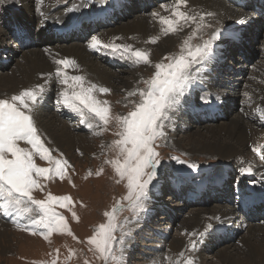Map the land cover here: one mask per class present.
<instances>
[{
    "label": "rangeland",
    "instance_id": "1",
    "mask_svg": "<svg viewBox=\"0 0 264 264\" xmlns=\"http://www.w3.org/2000/svg\"><path fill=\"white\" fill-rule=\"evenodd\" d=\"M0 1L3 2L4 6L8 4L7 2H10V0ZM54 1L56 4L60 0ZM182 3L178 4V6L180 5L179 8H182ZM171 4H175L177 8V0H169L155 6L154 9L152 8L143 13L139 12V14L140 16L144 14L146 16H151L154 18L160 14L159 8L164 5V9L162 8L161 13L165 15L167 14L168 17H176L177 9L169 7ZM0 7H2V3H0ZM154 13L156 14V16L153 15ZM130 15L128 18L124 19L121 22H115L108 29V31L116 32L118 30L117 27L131 22L135 19V16H137ZM208 19H212L211 15L208 17ZM148 23H150V19ZM157 24L160 25L158 27L157 37L159 38L162 34L163 36H165V39L169 37V40H173V37H175L177 40L175 48L172 46V48L169 49L167 48V46H165L163 48V53H161L160 50H157L156 47H153L151 50L149 47L145 48V44L142 47H134L133 45H129L128 43L131 49H139L140 51L147 54L148 61L152 60V62L148 64L149 68H147V64H145L143 60L137 61L136 58L131 55L132 52L128 50L126 51V55L130 53V55H128L127 57L128 59L132 60L131 67L128 65L124 68H112V66H110L107 62L103 63L101 59L99 60L101 67H106L105 69L112 71L113 75L111 74V77L109 78L110 80L104 83V86H102L100 82L98 84L94 82V85L97 84L95 87L100 88L93 90L91 92V95L98 102H100L101 107L108 108L109 111L107 114V124H104L95 116V114L89 112L88 110L85 111V109H83L84 115L86 117H90L92 121V126L89 129H84L79 126V120H76V117L78 116L71 117L68 114H64L58 120H52L50 117H47L49 120L46 118L45 121L41 120L43 119L44 115H42V117L40 116L39 122L47 123L49 121L47 124H51L53 126L56 125L57 128H59L60 133H62L63 131L66 133L72 132L73 135L81 136L83 138H81V141L88 139L87 143L84 144L86 145L87 149H89H84V144H80L78 145V147L76 145L73 147H62L55 145V143H50L49 146V140L46 139V133L43 135V137H41L42 142L45 141V147L50 150V154L52 156L56 154L57 159L66 160L67 165L64 167V173L62 177L56 175L35 177L40 187H34L31 191V195L33 199L41 201L46 200L49 196L55 198L65 196L68 197V200L63 202H57L55 200L52 201V207L54 211L64 218V223L67 225V229H60L58 231L53 230L49 232L39 223H37V226H33L22 221L21 219L12 218L10 216L11 214H9L8 216H4V214L2 213L3 211L0 208V264H160L155 260V254L157 253H160V257L157 259H161L163 261L161 262V264H184V261L186 260H190L191 264H251L248 260L244 259L246 257V254L245 256H242L240 254L241 256L238 257L236 261L232 260L231 262H223L220 260L218 251L219 249H221L235 253L238 250L236 249V251L233 252L234 246L237 248L235 242H237L238 240L244 242V237L246 238V236L248 235L247 229L254 230L255 227L264 228V223H253L246 221L247 224L244 223L245 229H243V231H246H239L236 234L237 236L234 234L233 236L229 237L227 242H225L222 238L223 236H226L225 233H217L216 238L219 241V244L217 245L212 239H207L206 235L202 236V234H211V230L213 229V226L210 224L205 226V219L204 221H202L203 224L201 226H197L194 231L188 229L186 230L185 224H187L190 219H193V217L195 216V212H199L200 216H211L218 208V206H227V208L229 209H232L233 206L230 203L225 202L222 204H210L209 206H207L208 208L199 205L186 207L188 208V210H186V208L184 209V207L178 206V203L172 204L171 201L168 200V192H164L170 186L173 187L174 183L177 184L178 182H188L187 178L195 179V181L207 180L214 182V180L220 177L221 173L223 172H226L227 174V176L223 179H229L252 174L256 172L260 167H264L263 156L259 159L256 156V152H248V149L246 148H244L245 150L243 149L242 152L239 151L240 153L238 152V154L233 158H230V160L219 158L221 155L217 152H201L197 154V151L202 150L203 146L206 147L207 144H200L197 143L196 140H192L190 137H186L187 134L185 133L187 130L180 127L179 124L178 126L176 125L177 117H175L174 115L177 111L176 106L178 104H181L184 100V97L181 96V93H177L172 106L165 109L166 115L160 121V126L158 128V132L160 133V135H158L152 145L154 151L158 154L157 158L159 159L160 163L157 165L155 176L148 185L145 197L148 198L149 196H152V193H154L155 191L164 189V191H162L164 194L162 195L161 204L158 206V208L161 209L160 211H157L158 209L154 210L153 214L148 217L150 220L148 218L144 219L143 226L141 225L140 227L141 230L144 229V232L142 234L137 230L134 231L135 223L134 220L131 219L140 213H144L146 215L147 209L145 208L147 204H145L146 199H144L143 197L140 201L125 199V197L128 195L127 180L126 178L121 177L115 171L113 162L123 163V156L119 148L115 144V141L121 139V137L118 135V133L122 131L121 118L126 117L128 113L133 111L141 102L142 97L140 95V92L141 90L147 88V84L145 82L150 81L153 77L156 71L155 65L157 63L167 65L168 63L174 62L175 58H177L181 54H185V52H183V49L180 48V39L178 38V36L176 34L169 33V31H166L164 34L160 30V28H162V25L158 22ZM179 24L177 23V27H179ZM186 24L187 23H184V25L181 24L180 26H185V31L189 32ZM255 28L256 26L254 28H248V31H256ZM200 30L199 32L201 33L202 31L203 33L202 38L199 39L198 36H194L193 39L190 40V47L193 46L195 42L197 43L196 45H199L198 42L200 40L201 44L205 41H208L210 35L208 34L209 31H205L204 29L201 31ZM100 31L101 30L95 32L96 37L99 35L98 33ZM251 34L252 33H250L249 35ZM0 35L2 36L3 34ZM240 35H238L237 37H240ZM136 37L137 36L135 35L133 36L134 40H132V43L141 46V41L139 39H136ZM258 37L259 42L257 41L253 45V47H256V49L255 52L251 55L252 60L255 61L251 67L248 64L246 66V72L250 74V78L248 79H252L251 73H253V71L260 72V69L258 67L256 68V65H264V30L258 34ZM250 40L252 39H249V41ZM155 41L156 40L154 38H146L145 40L146 43H155ZM243 41L244 40H242V42ZM160 42H162V40H159L157 44ZM229 42L232 48L227 47V49H229V51L231 52L232 50H235V46L233 45L234 40H230ZM252 43L253 42H251V44ZM57 44L65 45L56 42L55 44H53V46H56ZM66 49H69L71 52L69 56L75 57L74 55L77 54L72 51L71 47H66ZM121 52H123L124 54L121 55ZM121 52H119V55L125 61L127 59L124 58L125 51L121 50ZM155 52L157 53L156 57L154 56ZM23 54H26L27 56L30 55V53L28 52L20 54V57L18 54H14L12 57H10V66L7 67L4 71H0V76H11L14 73L15 77H20V74L16 71L17 63L19 62V60H22L21 64H25L27 62L25 58H22L21 55ZM79 55L85 57V60H82L81 64H76V67L70 63L69 66L64 69L67 72L66 82H62V80H64L65 78L62 74L58 75L57 72L55 78L50 79L53 82L54 86H56V90L57 87L63 88V83H75V81L69 79L72 76H81L88 79L89 81H92L94 79V76L84 67H82L85 64H88V62H91L90 57H92V54L90 53L91 56H89V58H86L85 54ZM255 57L257 59H255ZM238 59L240 58H238L237 56V59H235L234 63H237ZM57 60L48 62L52 70H54L55 67H64L63 65H57ZM102 60L104 61V59ZM96 61H98L97 58ZM227 61L228 60H226V58L222 57H219L218 59L219 63H224L221 64L220 67H225L226 69V71L221 69L222 76H218L219 80L222 83H226L227 81L232 83L234 81L233 83L238 88H249L250 85L247 83V81L241 83L240 79L236 78L235 75L237 71H231V68H229L226 64ZM195 65L196 63L192 64L188 68V76L189 72L193 71ZM144 67L147 69H145ZM51 68L47 69L50 72L49 75L53 73L52 71H50ZM75 68H77L76 72L74 71ZM45 77L46 74H44L40 80H43ZM125 80L131 81L129 82L131 83L129 87L124 86L126 82ZM258 82L264 85V79L259 80ZM76 83L83 85V87L87 85H93L89 84L88 82L81 81ZM141 83L143 84L140 85ZM239 83H241V85H239ZM102 88H107L109 89V91L101 92L100 89ZM187 88V86H184L182 91L187 92ZM20 89L22 88L17 87V89L15 90L18 91ZM0 92V100H10L11 97H13L9 90H6V88L2 87L1 85ZM223 98H225V96H222V99ZM184 102L187 106H192L190 98H187L186 100H184ZM51 104L52 100L50 97L46 101L45 105L46 107L51 109ZM240 105L241 104H236L234 107H229L231 108V113L229 115L227 114L228 109L224 110L227 115L224 119L227 120L228 118L232 117H238L239 119L242 118L246 110L244 109L245 106ZM247 105L249 107L252 106V104L250 105L248 102ZM52 106L58 107L59 103H54V105ZM192 114L194 113H191L190 116H188L189 120L192 119V116H196ZM62 118L66 121L62 122ZM224 119H222L221 121H223ZM171 120H174V125H171ZM69 122L74 125L75 128H77L70 131V129L68 128L70 124ZM37 124L39 123L37 122L36 125ZM63 124L66 125V128H64ZM211 124H196L195 122H190V125L193 126V129H195L194 127H197L202 133L207 132V128L218 124V122ZM61 127L63 128V130L61 129ZM175 127L177 128V131ZM258 130L260 131V134L263 133L261 135V139H264V126H260ZM175 135L184 138L183 143H185L183 145L179 144L178 140L175 139ZM20 146L25 147L24 144H20ZM245 158H247V160ZM234 159H236L237 161L236 164L234 162ZM33 160L38 167H49V163H47L48 161L41 160L38 155H35L33 157ZM180 161H184L186 163H180ZM238 163H241L240 166ZM189 164L194 165L195 167H189ZM228 167L235 168L233 172L234 175L229 171ZM243 169H250V171H242ZM193 173H202L203 175L190 177V175ZM182 176L188 177L182 178ZM257 189L264 191V188L257 187ZM171 193H173V189ZM0 204H3L2 199H0ZM30 206L33 208V211L31 213H24L25 218H28V220L31 219L34 222L38 221L40 219L41 213L34 205ZM176 206L178 208H176ZM7 210L15 212L10 207ZM165 210L168 212L167 214L164 213ZM176 210H179V213H177ZM232 210H234V208ZM166 215L170 220L165 218ZM110 219L116 225V228L114 230V236L116 237V240L112 242V254L117 257L116 260H113L111 256H108V258L105 259L97 251L96 246L89 242V238L97 234L99 226L101 224H107ZM130 222L133 226L129 225ZM229 224H231V221H228V225L226 227V229L228 230L232 228ZM209 225L211 228L209 227ZM204 226L205 229L203 230ZM45 230L46 232H42ZM212 231H214V229ZM244 233L247 234L244 235ZM260 233L262 234V231H260ZM260 233L259 237H261ZM164 234H166V238H164L165 240L169 239L173 241L177 240V238L180 237V241H183V243L180 245V250L173 254H171L169 251L168 257L166 247L167 245H164L160 241V238H162ZM121 237H123V239H125V237L133 239L134 245L128 246L125 245L124 242L121 243ZM192 239L193 242L190 245ZM193 243H195V247L192 246ZM201 244H210L213 246V250L208 248L204 249ZM241 249L245 250V248Z\"/></svg>",
    "mask_w": 264,
    "mask_h": 264
},
{
    "label": "bare ground",
    "instance_id": "2",
    "mask_svg": "<svg viewBox=\"0 0 264 264\" xmlns=\"http://www.w3.org/2000/svg\"><path fill=\"white\" fill-rule=\"evenodd\" d=\"M7 3H8L7 6H2L0 7V9L6 10L9 8H18L22 10L30 19H34L38 16L40 18L38 22H42V18H44V13L48 11L52 5L55 4V1L54 0H10V2ZM175 4H171L169 7H172L174 9L176 8ZM163 6L164 5H162L159 8L160 14L157 16L155 15L156 17L154 18L151 16H146L144 14L140 16L139 12H137L136 14H133V15L139 14L135 16L134 20L128 22L127 24H123L122 26L119 25L120 27H117L118 30L116 32L108 31V29L112 26L109 25L104 29H102L98 33L99 35L97 37L95 36L94 33L90 38H88V40H85L82 43H74V44L68 43L65 45L57 44L56 46H53L52 44L43 47H35L32 49L20 51L19 53H15L13 46L8 47L5 43H3L4 35L2 36L0 35L1 53L4 49H7L9 51V55H11L10 57H12L14 54H18L20 57V54L24 52L30 53V55L28 56L26 54L21 55L22 58H25L27 60L25 64H21L22 60H19V62L17 63L16 71L20 74V77H15L14 73L11 76L10 75L0 76V85L6 88V90L8 89L13 96L19 95V93L23 90L36 89L37 86H42L43 90L39 92L37 96V101L33 106L32 111L29 113L32 117L35 127L37 128L38 135L41 138L46 133L47 136L46 139L49 140L48 143L49 146L50 143L51 144L55 143V145L62 147H66V146L73 147L75 145L78 147V145L80 144L82 145L84 143H87L88 139L81 141L82 137L79 135H73L72 132L66 133L64 131H63L64 134L63 132L60 133L59 128H57L56 125L53 126L51 124H47L49 121L47 123H41L39 121H40V116L42 117V115H44V117L41 120L44 121L46 120L47 117H50L52 120L54 119L58 120L61 118L62 114L67 113L70 116L73 115L79 117L78 124L80 127L91 125L90 120H87L88 121L87 122L86 118L80 112L72 111L71 109L63 106L60 103L58 107L52 106L54 105V103H58V100L60 99L59 93L61 91H64L67 95L71 96L73 92H79L81 91V89H88L87 87L92 88V91L96 90L100 88V87L98 88L95 87L99 82L100 84H102V86H104L103 84L106 83L108 80H110L109 78L111 77L112 71L106 70L105 69L106 67L105 68L101 67L99 63L101 57L97 54L92 53L87 49V46L91 44V38L95 36L100 41V45H99L100 50L105 51L107 54L112 53V51L111 49H106L104 45H112V44L120 46V49L122 51L123 49L127 48V50L130 52H134L136 50L131 49L129 45H133L134 47H142L145 44L146 45L145 48L149 47L152 50L153 47H156L157 50H160V52L163 53L164 50L163 48L165 46L171 49L172 46L175 48V45L177 43L175 37H173L174 38L173 40H169V37L165 39V36H163V34L162 35L160 34L161 36L159 38L157 37L158 27L160 26L157 24V22L162 25V28H160V30L164 34L167 31L168 26L162 24L160 19L161 17H164L174 22L173 28L175 30L169 33L176 34L178 36V38L180 39V48L183 49V52H185V54L186 51H188L189 49L194 50L197 46H201L204 44V43L201 44V40H200L199 41L200 43L198 42L199 45H196L197 43L195 42L193 46L190 47V40L193 39L194 36H198L199 39L202 38L203 33L201 30L204 29L205 31H209L208 34L210 35L208 40L211 39V49L203 58L199 59V62L196 63L193 71L189 72L188 80L184 84V86H187L188 88H187V92L182 91L181 96L184 97V100L190 98L192 102V106L191 105L187 106L184 100L181 104H178L176 106L177 111L174 114L175 117H177V120L175 119L176 125L178 126L179 124L180 127L187 130L185 133L187 134L186 137H190L192 140H196L197 143L207 144L206 147L203 146L202 150H198L197 154L201 152H208V153L217 152L221 155L220 157L218 156L219 158L230 160V158H233L235 155H237L239 151L242 152V150L246 148L248 149V152H253V153L256 152L257 154H261V157L263 156L264 158V139H261V135L263 133L260 134V131L258 130L259 127L263 126L264 123V119H262V117H264V85L258 82L259 80L264 79V65L263 64L256 65V68L258 67L260 69V72L253 71V73H251L252 79H248L250 78V74L246 72L247 64L245 63L239 64L240 59H238L237 60L238 62L235 64L237 65L239 64L240 71H238L235 76L237 79H240L241 83L247 81V83L250 85L249 88H240V87L238 88L233 83L234 81L232 83H230L229 81H227L226 83H222L219 80L218 76L219 77L222 76V72L220 69L221 64L219 65L216 61V56L220 54L221 50L222 49L226 50V47L224 46V40L230 41L236 39L237 41H239L240 37L237 36L241 34L240 29L244 27H246L247 29L255 27V25H252L251 27V25L248 24V21L245 19L252 13L243 9L242 7L235 6L233 3L227 0H183V3L181 4L182 8H179L180 5L178 6L177 4V8H176L177 13L184 12L188 17H194V20L191 19L185 20L184 18L178 16L177 14L176 17L173 16L168 17L167 14L166 15L162 14L161 11ZM210 15L212 19H208ZM149 19H150V23H148ZM177 23L178 24L180 23L179 27H177ZM184 23H187L186 27L189 32L185 31L184 28L185 26L183 27ZM181 24L183 25L180 26ZM199 30L201 31V33L199 32ZM3 33L4 31H1L0 28V34ZM250 33H252V31H250ZM214 34H215V38L213 39L212 37ZM134 35L137 36L136 39H139L141 41L142 43L141 46L132 43V40H134L133 39ZM242 36H245L244 38L246 39V36H250V35L244 33ZM146 38L149 39L154 38L156 41L155 43H146L145 42ZM159 40H162V42L157 44ZM250 42H252V40H250ZM66 47H71L72 51L77 53L74 55L75 57L69 56L71 52L69 49H66ZM255 49L256 47H252L251 55L255 52ZM90 53L92 54L93 57V58L90 57L91 62L90 63L88 62V64H85L82 67H84L87 71H89L94 76V79L92 81H89L88 79L82 77L81 82H88L89 84H93L94 82H96L97 84L87 85L83 87V85L77 84L75 81V83H71V82H69L68 84L63 83L62 85L63 88L57 87L56 90L55 88L56 86H54L53 82L50 79L55 78L57 67H55V69L52 70L48 62L57 59L60 60L67 59L71 61L72 62L71 64H73L76 67V64H81L82 60H85V57L79 54H85L86 58H89V56H91ZM156 55L157 53L155 52L154 56L156 57ZM10 57L3 59L4 61H9ZM239 57L240 54L238 58ZM96 58L98 59V61H96ZM150 62H152V60L151 61L149 60L148 63H145L147 64V68H149L148 64ZM49 68H51L50 71L53 72L52 73L53 75L52 74L49 75L50 72L47 70ZM76 69L77 68L74 69L75 72L77 71ZM231 71H237V70L234 68V70L231 69ZM241 72H244V74L246 75L243 74L242 76H240L239 73ZM44 74H46V77L43 80H40ZM69 79H71V77ZM129 82L131 81H126L124 86L129 87L131 84ZM241 83H239V85H241ZM142 84L143 83H141L140 85ZM17 87L22 89L17 91L15 90L17 89ZM222 96H225V98L222 99ZM50 97L52 100L51 109L46 107L45 105L46 101ZM247 102L250 105L252 104V106L249 107L247 105ZM208 104H215L217 108H220L223 111L227 110L229 107L235 106L236 104H241L242 106H245L244 109L246 111L242 118L239 119L238 117H232V118H228L227 120L224 119L223 121L219 120L218 124H215L214 126L207 128L206 129L207 132L202 133L197 127H194L195 129H193V126L190 125L192 119L189 120L188 116H190L191 113L197 115L198 114L197 112L201 111V108L205 107ZM77 107L83 108V105H80L79 102H77ZM86 110L87 109H85V111ZM65 121L66 120L62 118V122ZM37 122L39 124L36 125ZM170 122L171 125H174V120H171ZM259 122H260V126H259ZM63 126L64 128H66L65 124H63ZM68 128L70 129V131H72L77 127L75 128V126L70 123ZM61 129L63 130L62 127ZM175 139L178 140L179 144L183 145L185 143V142L183 143L184 138H182L181 136L175 135ZM19 144H24L25 147L31 148L30 145L26 144V142L21 141L19 142ZM208 145H210L211 147ZM84 149H87L85 144H84ZM53 157L56 158V154H54ZM245 159L247 160V158ZM234 162L236 164L237 162L236 159H234ZM228 169L234 175L233 172L235 168L228 167ZM247 175L257 176V181L251 180L249 182V185L258 194L264 195V191L257 189V187L264 188V167H260L256 172ZM226 176H227L226 172H223L221 173V176L218 177L216 180L213 179L214 182L212 181H208V182H211L213 184H219V182ZM191 180L195 181V179H191ZM206 181L207 180H197L196 182L204 183ZM174 186L175 183L172 187L173 190H174ZM162 191H164V189H160V191L157 190L154 193H152V196H149L148 198L143 196V198L146 199L145 204L147 205L145 209H147V212L146 215L144 213H140L131 219L134 220L135 223L134 231L137 230L141 234L144 232V229L141 230L140 227L141 225L143 226L144 219L151 216L154 210L158 209V206L161 204V199L163 195ZM168 200H170V198H168ZM176 208L178 207L176 206ZM1 209L3 211L2 213L4 214V216H8L9 214H11L10 216L12 218H18L33 226H37V223H35L31 219L28 220V218H25L24 214L17 215L16 212H12L10 210L5 211L3 208ZM232 209L227 208V206H221V207L218 206V208L214 211V213L211 216H200L199 212L194 211L195 216L193 217V219H190V221L187 224H185V229L194 231L197 226H201L203 224L202 221H204L205 219V226H207L208 224L212 225L214 231H212L213 230L212 229L211 234H202V236L206 235L207 239H212L218 245L219 241L216 238L217 233H225L227 239H224V241L227 242L229 237L233 236L234 234L236 235L241 230L243 231V229H245L244 223H246V221L242 217V214ZM176 211L177 213H179L178 212L179 210ZM228 221H231V224L229 225L232 228H230V230L226 229L228 225ZM131 222L129 223L130 226L132 225ZM205 226L203 230L205 229ZM247 231H248L247 232L248 235L246 236V238L243 236L244 242L239 240L235 242L237 248L234 246L233 252L236 251V249H238L235 253L229 252L228 250L219 249L218 255L220 256L221 261L223 262H231L232 260L236 261L238 257H240L241 255L245 256L246 254V257L244 259L248 260L251 264H264V228L255 227L254 230L247 229ZM260 231H262V234L260 233ZM247 233H244V235H246ZM259 233L261 234L260 235L261 237H259ZM164 238H166V234H164V236L160 238V241L164 245H167L166 246L167 257L169 251L171 254H173L180 250V245L183 243V241H180L181 240L180 237L177 238V240H173V241L169 239L165 240ZM123 242L125 243V245L128 246L134 245V240L130 238L125 237V239H123ZM192 242L193 239L191 240L190 245L192 244ZM202 247L204 249L208 248L213 250V246L210 244H204L202 245ZM241 248H245L246 251ZM159 257H160V253L155 254V260L157 261V263L161 264V262L163 261L161 259H157ZM241 264H245V263H241Z\"/></svg>",
    "mask_w": 264,
    "mask_h": 264
},
{
    "label": "snow or ice",
    "instance_id": "3",
    "mask_svg": "<svg viewBox=\"0 0 264 264\" xmlns=\"http://www.w3.org/2000/svg\"><path fill=\"white\" fill-rule=\"evenodd\" d=\"M182 2L183 0H177V4ZM176 14L185 20H194V17H188L184 12ZM160 19L162 24L168 26L167 31L175 30L173 21L164 17ZM212 38H215V34ZM99 45L100 41L93 36L90 47L95 48ZM104 47L111 49L113 53L121 52L120 46L115 44L104 45ZM210 49L211 39L194 50L189 49L186 54L175 58L174 62L167 65L157 63L153 77L145 82L147 88L140 92L141 102L126 117L121 118L122 131L118 133L121 139L115 141V144L123 156V163L113 162V164L115 171L127 180L128 195L125 199L140 201L146 195L148 185L155 176L157 165L160 163L157 158L158 154L152 145L160 135L158 128L160 121L166 115L165 109L172 106L177 93H182L183 86L188 80V68L199 62V59L203 58ZM124 51L126 52L127 48ZM123 54L121 52V55ZM131 55L137 61L148 62L147 54L140 50L132 52ZM56 63L64 66L63 68L57 67L56 72L58 75L62 74L65 78L62 82H66L67 72L64 69L72 62L62 59L57 60ZM71 79L80 82L82 77L72 76ZM42 90V86H37L36 89L21 91L19 95L11 97V100H0V198L3 199L0 208L7 211L11 207L17 215H20L31 213L33 208L30 205H34L41 213L40 219L35 223L41 224L51 232L67 229L64 218L54 211L52 201L63 202L67 201L68 197L49 196L41 201L33 199L31 191L34 187H40L35 177L46 175L62 177L67 161L57 159L50 154V150L42 142L29 114ZM100 91L108 92L109 89L102 88ZM91 92L92 88L81 89L69 96L61 91L58 103L81 114H83V109H87L107 124L109 110L107 107H101L100 102L91 95ZM77 102L83 105V108L77 107ZM88 126L91 127V125ZM21 141L26 142L31 148L21 147L19 144ZM35 155H38L41 160L48 161L49 167H38L33 160ZM180 163L186 162L180 161ZM188 166L195 167L191 164ZM242 171H250V169ZM115 228L116 225L110 219L107 224L99 226L95 236L89 238V242L96 246L97 251L105 259L108 256H111L113 260L117 259L112 254V242L116 240ZM120 242L123 243V237L120 238ZM192 246L195 247V243ZM184 264H191V261L186 260Z\"/></svg>",
    "mask_w": 264,
    "mask_h": 264
}]
</instances>
